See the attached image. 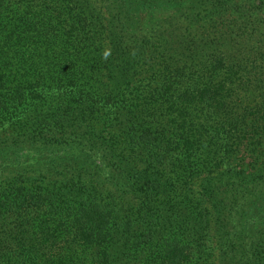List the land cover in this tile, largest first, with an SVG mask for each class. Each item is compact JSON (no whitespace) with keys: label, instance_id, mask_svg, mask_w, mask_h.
I'll return each instance as SVG.
<instances>
[{"label":"trees","instance_id":"trees-1","mask_svg":"<svg viewBox=\"0 0 264 264\" xmlns=\"http://www.w3.org/2000/svg\"><path fill=\"white\" fill-rule=\"evenodd\" d=\"M195 1L209 11L165 23L162 0H0V151L12 164L25 146L74 167L97 153L121 175L103 188L73 166L62 178L14 170L0 184V261L264 264V151L248 141H263L264 113L235 131L229 109L264 91V58L230 54L211 28L219 0ZM199 21L211 28L205 45ZM112 119L114 147L91 129ZM22 210L40 213L16 226ZM54 213L67 223L48 225Z\"/></svg>","mask_w":264,"mask_h":264},{"label":"rangeland","instance_id":"rangeland-1","mask_svg":"<svg viewBox=\"0 0 264 264\" xmlns=\"http://www.w3.org/2000/svg\"><path fill=\"white\" fill-rule=\"evenodd\" d=\"M162 1H163V5L161 6H163V8L157 9L155 13L157 16L162 18V20H164L165 23H171L172 18L179 16L178 14H180L182 11L186 17L198 11H202V9L209 11V9H207L204 6V3L206 1H195V0H162ZM219 2L220 4L218 5H221L224 11L218 15L213 13V15H215L217 18V22L212 24L211 28L216 32L226 33V39L223 40H225V42L228 43V48H231L230 54L249 52L247 53L248 54L247 58H249L255 52L258 51L262 55L260 57L264 58V0H219ZM139 14L142 17H145L146 15L145 11H141ZM242 15L243 17H247L249 19L248 21L249 25L247 26V28L243 27L242 29L237 31L238 27H234V25L236 24V22H238V20L242 17ZM211 28L209 26L204 28L203 25H201V21L197 23V27L194 28L193 31L197 32V34L199 35V37H197V39L195 40L198 45L199 43L203 45L209 43V41L211 40V33H210ZM176 32L177 33L182 32L180 26H178ZM260 78L264 79V74ZM262 93H264V91L262 90L256 94L245 92L240 97H233V101L230 102L229 109H230V115H233L234 113L235 120L238 121L235 131L241 128L243 124H248V126H251L253 123L255 125H259L261 120H258L259 116L258 115L256 116L255 114L264 113V94ZM109 118L111 119L112 117ZM103 123L100 122L99 120V123H96L94 125L93 127L94 130L93 128H91L92 134L94 133L99 134L100 136L103 137L102 139L103 141L105 140L109 141L110 145H112L113 147L116 146V142L118 138L115 135L116 132L115 121L113 119L110 120L108 125H103ZM85 125L90 127L91 122H87ZM4 134L5 132H2L0 130V136ZM82 136L87 137V134H82ZM33 141L35 143L40 142V139H34ZM43 141L44 142L46 141V137L44 138ZM248 141L251 142V144L254 145L255 147L260 148V154L262 155V151H264V139L260 144L255 143L254 140L252 139H248ZM51 142H54L56 146H60V148H56V149H68L65 148V144L59 143V141H55L53 139L51 140ZM213 147H216V145H214ZM71 149H75L74 151H77L76 147H73ZM30 150L31 149L28 148L25 149L24 146L21 149L20 158H18L15 161L16 163L13 164L10 161L11 155H5V151H0V184L3 183L4 180H7V178H9L10 176H13L11 173L14 170L24 167L31 169L28 172V174L30 175H36L47 167L50 168L49 169L51 171L50 174H53V176L57 175L58 177L61 176L62 178V176L65 175L66 170H72L73 164L76 163V162H69L70 160L67 159V156H64V154H67L66 153L67 151L63 153L64 156L63 160L61 158H58L59 155L51 156L48 160H45L44 158H40L39 156L33 154L32 151ZM251 156H252V152H246L243 163L246 164L247 166H249V161L252 160ZM79 164L80 165H78L77 167L73 166V168L77 169L78 172L87 170V172L89 173L88 179L93 178L95 180L90 183L91 185L94 186H99V184H102L103 182H107V185L106 184L102 185L103 188H106V186L112 188L114 187V185H117V182L121 177L120 172L115 167H113L112 162H109L101 158L100 155L97 153H95L94 158H91L89 160V163L85 164L83 161ZM68 165H69L68 169L63 168ZM251 166L252 163L250 167ZM34 180L37 179L35 178ZM97 180H100V182H97ZM107 195L110 194L107 193ZM131 203L134 206H136V203L134 201H131ZM25 212H26L25 210H22V213L20 215L16 214L15 218H11L10 221H13L14 224L17 226L22 222H26L28 218L31 217L34 218L37 216V214L40 213V212L38 213L32 212L31 214H29V212H26L27 216L23 217ZM53 217L59 220L56 223V225L67 223L65 216H59L56 213L52 214L49 217H44V220H46L45 222L46 223L48 222L49 225L50 222L49 219ZM17 236H20V234L16 232L11 233L10 235V237H17ZM212 236L211 238H214ZM118 238H122V237H118ZM133 238H135V235L133 236ZM120 245L121 242L117 243V247H120ZM213 252L215 253L216 256L219 254V251L216 252V250H214ZM9 256L7 255L6 256L7 258L1 260L0 262H3V264H20V261L16 259V256L12 257L11 259L9 258Z\"/></svg>","mask_w":264,"mask_h":264},{"label":"clouds","instance_id":"clouds-1","mask_svg":"<svg viewBox=\"0 0 264 264\" xmlns=\"http://www.w3.org/2000/svg\"><path fill=\"white\" fill-rule=\"evenodd\" d=\"M105 55H107V53Z\"/></svg>","mask_w":264,"mask_h":264}]
</instances>
